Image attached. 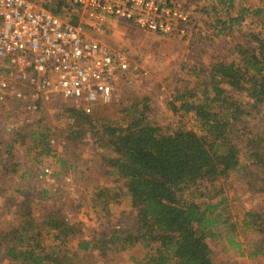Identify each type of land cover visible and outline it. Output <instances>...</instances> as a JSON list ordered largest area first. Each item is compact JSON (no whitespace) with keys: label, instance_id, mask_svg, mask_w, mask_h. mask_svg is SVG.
I'll return each mask as SVG.
<instances>
[{"label":"trees","instance_id":"16d2710c","mask_svg":"<svg viewBox=\"0 0 264 264\" xmlns=\"http://www.w3.org/2000/svg\"><path fill=\"white\" fill-rule=\"evenodd\" d=\"M248 15L260 17L264 24V7ZM241 18L243 14L237 17ZM215 23L225 26L220 20ZM256 47L239 44L232 60L218 59L203 70L206 82L201 89L179 90L176 101L180 105L172 101L168 106L182 120L161 125L154 102L143 96L129 98L120 118L99 112L113 102L86 113L71 101L60 100L54 112L61 122L57 135L50 134L49 124L41 135L31 128L25 131L26 126L18 132L0 126L12 137L10 143L6 137L0 143L5 147L0 149V197L6 198L15 216L0 232V264H93L92 248L106 256L137 249L131 257L134 264H231L216 253L236 236L242 239L240 255L264 264V211H246L238 227L230 211V189L224 188L229 177L236 178L253 197H264V111L259 109L264 106V42ZM258 113L260 124L255 121ZM186 116L194 121L193 129L185 128ZM13 141L30 143L32 164L41 166L42 171L26 182L42 176L43 183L50 171V178L61 181V186L40 192L42 199L52 202L56 191L78 182V169L80 181L88 174L70 154L76 155L84 143L96 146L94 158H99L105 176L115 180L114 186L82 189L76 207L107 219L106 231H84L76 246L69 248L72 243L65 246L61 236L68 232L77 239L76 232L63 226L57 211L46 209L43 220L35 216L34 200L27 195L30 185L15 189L8 197L10 188L1 180L27 176L19 174L24 163L13 159L18 144L12 145ZM58 145L61 153L54 152ZM45 158L56 161L59 171L45 166ZM221 175L227 177L226 182H217ZM128 200L132 210H110V201L123 204Z\"/></svg>","mask_w":264,"mask_h":264},{"label":"rangeland","instance_id":"374dc122","mask_svg":"<svg viewBox=\"0 0 264 264\" xmlns=\"http://www.w3.org/2000/svg\"><path fill=\"white\" fill-rule=\"evenodd\" d=\"M38 8L47 9L55 15L62 18L65 22L74 25L86 27V32L92 38H95L112 52L125 54L132 62V67L127 80L120 86L116 97L113 99V105L108 109L99 111L102 115L111 114V117L120 118L123 106L127 104L129 98H142L147 96L154 102V111L158 122L163 125L174 119L182 120L175 117L172 108L168 106L169 102L174 101L176 106L180 102L176 101L178 91L190 89L197 91L203 87L206 82L203 70H208L218 59L232 60L235 56L239 44L249 43L251 49L257 50L261 41L264 42V24L260 17L249 16V12H254L258 8L264 7V0H165L170 2V6L181 10L188 16V23L183 26L186 28V35L180 36L172 33L169 36L153 32L143 31L137 27L117 20L108 18L105 25L97 31L96 21H88L84 18L81 11L74 6L62 4L55 0H30ZM243 14L244 18L237 19L238 15ZM262 17V15H261ZM216 20L224 22L225 26L220 27L215 23ZM223 29L220 33L219 30ZM228 29H231L230 31ZM257 38V40H254ZM199 74V78L197 76ZM244 97V96H243ZM238 97V100L243 99ZM59 102L43 106L39 111L33 114L23 112L20 106L12 108L0 115V126L13 127L12 131L18 132L20 127L26 126L27 129L36 130L41 135L45 132L46 125L49 124L50 134L57 135L61 122L54 116L56 106ZM261 112L264 106L259 107ZM261 113L255 114V121L260 124ZM254 120V119H253ZM252 120V122H253ZM40 121L35 125V122ZM185 128L193 129L194 121L190 116L184 117ZM251 121V120H250ZM5 129L0 130V143L6 137L10 143L12 137L8 136ZM18 143L13 150L15 160L24 163L19 174L25 172L27 176L16 177L13 180L8 178L1 180L4 185L9 186L8 197L15 189L26 188L30 185L27 195L34 200L33 210L39 220H43L44 212L57 211L63 226L69 227L76 232L75 237L69 236L65 232L61 236V241H66L65 246L71 242L69 248L76 246V240L80 239L82 232L98 234L106 231L107 219L99 218V214L92 213L85 208H77L81 190L91 191L94 186L102 184L109 190L114 186L115 180L105 176L103 165L99 164L97 147L88 142V145L81 144L76 155L70 154V158L76 165H82L86 172L84 180L80 181V169L76 171L77 180L74 185L64 186L61 191H56L55 201L50 198H43L40 192L44 188L52 189L61 186L62 183L56 178L44 177L43 183L40 181L26 182V179H32L37 171L41 170L40 165L32 164L34 152H29V144L23 145L19 141H13L12 145ZM0 149L5 150L4 145ZM56 153H61L62 148L58 145L55 148ZM56 161L51 158H45V166H54L56 171ZM50 170H53L50 169ZM88 170V171H87ZM42 171V170H41ZM48 172V171H47ZM31 176V177H30ZM226 176H219L217 182H226ZM236 178L229 177V184L224 186L225 190L230 189L227 196L231 204V213L236 225L239 227L248 210L264 211V197H253L247 188L241 182H235ZM57 182V183H56ZM121 187V183L117 185ZM16 193V192H15ZM110 195L107 196L109 199ZM6 198L0 197V232L10 223L14 222V210L6 203ZM56 202V203H55ZM58 203H63L58 205ZM55 204V206H53ZM110 210H132L129 200L127 202H111ZM132 205V204H131ZM47 209V210H46ZM77 221L84 225L79 226ZM74 243H73V242ZM55 245V243H52ZM243 249L242 239L236 236L230 241L222 244L217 249V255L224 257L231 264H256L249 262L240 255ZM93 264H134L131 257L137 254V249L129 250L121 256H106L98 252L95 248L90 250ZM75 256H80L78 252Z\"/></svg>","mask_w":264,"mask_h":264},{"label":"built area","instance_id":"2783aa9c","mask_svg":"<svg viewBox=\"0 0 264 264\" xmlns=\"http://www.w3.org/2000/svg\"><path fill=\"white\" fill-rule=\"evenodd\" d=\"M55 1L96 21L97 31L115 18L143 31L186 35L188 16L165 0ZM85 29L30 0H0V115L18 106L34 113L60 100L91 113L113 101L135 68Z\"/></svg>","mask_w":264,"mask_h":264},{"label":"crops","instance_id":"0c3cea01","mask_svg":"<svg viewBox=\"0 0 264 264\" xmlns=\"http://www.w3.org/2000/svg\"><path fill=\"white\" fill-rule=\"evenodd\" d=\"M41 9V8H40ZM46 11H48V12H51V11H49V10H47V9H45ZM53 13V12H52ZM56 14V12L54 13V15ZM62 19V18H61ZM63 20V19H62ZM64 21V20H63Z\"/></svg>","mask_w":264,"mask_h":264}]
</instances>
